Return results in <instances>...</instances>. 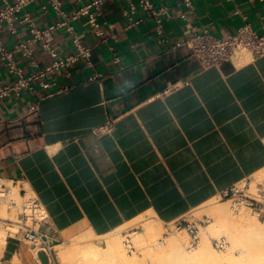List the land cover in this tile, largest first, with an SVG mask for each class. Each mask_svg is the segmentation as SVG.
I'll return each instance as SVG.
<instances>
[{"label":"crops","instance_id":"crops-1","mask_svg":"<svg viewBox=\"0 0 264 264\" xmlns=\"http://www.w3.org/2000/svg\"><path fill=\"white\" fill-rule=\"evenodd\" d=\"M60 1L72 14L95 0ZM152 2L170 8L163 33L154 19L135 24L144 18L138 5L131 11L127 0H108L99 18L105 42L97 46L102 37L87 17L73 22L93 49V69L81 59L70 77L49 75V90L0 100V178L34 192L63 244L150 221L171 224L264 172V56L204 68L185 45L204 28L220 38L246 23L261 31L264 0H195L193 12L184 0ZM25 13L40 29L63 22L50 0ZM17 27L19 36L3 34L9 49L32 37L28 23ZM54 46L62 58L75 51L66 28L55 32ZM30 48V57L16 54L26 76L52 61L41 42ZM96 73L102 77L88 82ZM0 77L16 81L1 64ZM112 121L110 133L93 131ZM3 249L0 264L43 261L9 235Z\"/></svg>","mask_w":264,"mask_h":264},{"label":"built area","instance_id":"built-area-1","mask_svg":"<svg viewBox=\"0 0 264 264\" xmlns=\"http://www.w3.org/2000/svg\"><path fill=\"white\" fill-rule=\"evenodd\" d=\"M35 1L37 0H1L0 64L6 67L9 74L16 77V81L4 84L0 80V100H5L14 94L19 96L23 90H28L35 95L37 86L49 90L51 83L46 80L49 75L63 71L70 77L73 65L81 59H86L87 65L93 69L94 65L90 60L93 49L83 43L82 36L77 34L73 24L80 18L87 17L88 25L95 28L96 34L102 37L97 46L107 40L105 37V26L107 23H100L99 18L102 16V7L108 0H95L72 14L62 9L60 0H50L51 7L61 14L63 22L46 29L38 28L30 14H23V11ZM78 1L80 3L83 2V0ZM127 1L130 2L131 11L136 10L137 5L143 10L144 18L139 19L135 24H140L146 19H154L158 25L159 33H163V17L170 11L168 6L157 7L152 0H138L137 5L133 0ZM194 1L184 0L191 12L194 10ZM228 1L233 2L235 0ZM43 9L47 10L48 7L44 5ZM125 15L128 16L129 11H126ZM19 23L29 24L32 37L25 42L19 43L15 49H9L4 43L3 34L7 30L19 36L17 27ZM63 27L73 36L75 42V51L65 58L60 56L58 49L54 46V34ZM36 42L42 43L44 50L50 55L52 61L44 69L26 76L23 68L17 63L16 54L22 52L25 56L30 57L32 55L30 45ZM185 45L190 48L192 54L204 68L220 66L224 62L244 63L249 59L264 56V23L261 31L246 23L238 28L237 32L226 38L215 36L208 28H204L201 31L194 30L193 34L186 39ZM116 62H119L118 57ZM99 77H102V75L96 73L88 82L95 81ZM54 95L51 93L46 97ZM31 111H37V107L32 108ZM114 124L115 122L112 121L104 126L95 128L93 131L99 135L107 134L114 129ZM218 199L220 201H231L236 211L248 209L258 219L264 221V181L254 183L249 181V179L245 180L241 184L223 192ZM2 207H7L9 211L15 212V219L0 217V226L4 224L7 228L16 229V232L10 231L9 236L29 242L37 258L39 253L44 254L46 262L38 258L40 264H61L58 248L63 243L58 240V232L51 222L46 207L34 192L23 184L0 178V210ZM165 228L167 230L166 235L172 232H187L189 236L188 249L194 250L199 246L200 228L198 222L189 221L186 217H183L165 225ZM125 245L130 253L136 252L130 236L127 237ZM216 247L224 251L227 249L228 244L226 240L221 239L216 242Z\"/></svg>","mask_w":264,"mask_h":264},{"label":"rangeland","instance_id":"rangeland-1","mask_svg":"<svg viewBox=\"0 0 264 264\" xmlns=\"http://www.w3.org/2000/svg\"><path fill=\"white\" fill-rule=\"evenodd\" d=\"M249 181H253L254 183L258 181H264V172L256 175L253 178H250ZM254 187V184H253ZM228 200H219L215 199L212 202L208 203L204 207L194 210L190 214L186 216V219L189 221H196L198 222L200 228V241L202 240V235L204 233H210V241L213 247L214 253L216 252L217 256L222 255H230L232 254L237 260L238 264H264V221L258 219L253 213L248 209H241L236 211L233 208V203L231 201L228 202L229 213L233 219L244 218L245 220H250V222H254L253 224V231L252 235H248L246 233L238 232V239H232V237L228 236L226 233L220 232L218 228H212L211 225L217 222L218 219L215 218L214 211L218 206H221L222 203L227 202ZM211 208V209H210ZM210 210V213H209ZM211 211H213L214 217L211 216ZM255 216V217H254ZM0 217L2 218H12L15 219V212L9 211L7 207H2L0 210ZM200 222H202L200 224ZM214 224L213 226H215ZM154 227L153 232H149L150 227ZM211 226L213 229L210 230L207 227ZM143 228V229H142ZM142 228H138L135 226V229L132 231H126V228H122L116 231L113 234H110L106 237L102 238H94L89 235H83L77 238H74L70 242L66 244H61L63 247L70 249L71 244H77L78 246V253H75L76 249L72 247H76L75 245L72 246L67 253H65L64 257H60L61 264H85L88 261V258L85 256L87 251L91 248L99 250L101 253L105 251V249L109 248V241L111 239L116 238L117 242L114 246V254L109 258L103 261V264H211L206 260L200 259H193L189 260L186 258L188 255L187 251H191V254L196 253L197 248L194 250L188 249L189 244V236L187 232H172L169 235H166V228L162 224H156L155 222H148L142 225ZM206 231H203L205 230ZM220 233L218 234V232ZM0 230L6 232V236L9 235L11 232H16V229L7 228L4 224H1ZM258 231V232H257ZM203 232V233H202ZM260 232V233H259ZM136 233V234H135ZM213 233V235H212ZM218 235H217V234ZM240 233V235H239ZM253 233L256 235L253 236ZM114 235V236H112ZM116 235V236H115ZM179 235V236H178ZM130 236L132 242L134 243V247L136 248V252L130 253L125 245L127 237ZM184 237L183 238V245L182 250L178 251H171L167 250L166 253L163 252V248L165 247L167 241L166 238L170 237ZM212 236V237H211ZM248 236V237H247ZM226 240L228 247L226 250L221 251L216 247V242L218 240ZM236 240V241H235ZM200 245V243H199ZM68 246V247H67ZM77 248V247H76ZM59 252L61 251L60 248ZM3 248H0V257L3 253ZM74 251V253H73ZM68 253L77 254L70 258ZM84 256V258H83ZM41 258L44 262H46V258L44 254H41ZM65 258V260H63ZM68 258V259H67ZM70 258V259H69ZM237 258V259H236ZM83 261H82V260ZM242 259V260H241ZM86 260V261H85ZM68 261V262H67ZM80 261V262H79ZM89 262V261H88ZM235 262L234 264H237ZM86 264H90L86 263Z\"/></svg>","mask_w":264,"mask_h":264},{"label":"bare ground","instance_id":"bare-ground-1","mask_svg":"<svg viewBox=\"0 0 264 264\" xmlns=\"http://www.w3.org/2000/svg\"><path fill=\"white\" fill-rule=\"evenodd\" d=\"M228 202L229 201L222 203L221 206H218L216 208V210L214 211V214L216 216L215 218H217L218 221L213 223V225L216 224L215 226L211 225L212 228H218V230L220 229V232L226 233L228 236L232 237V239L234 238V239H238L239 240L240 236L238 237V234H237L238 232H240L241 234L242 233H246L248 235H252V231L254 229L253 228L254 222L252 223V222H250V220H248V219L245 220L244 218L233 219L231 217L230 213H229ZM212 212L213 211H211V216L213 215ZM209 213H210V210H209ZM212 217H214V216H212ZM211 226H208L206 228L207 231H208V229L213 231ZM12 229H14V228H12ZM206 229L203 230V231H206ZM153 230H154L153 226L149 228V232H151V231L153 232ZM116 231H117V229H116ZM240 233H239V235H240ZM263 233L264 232H262V234ZM218 234H220V233L218 232ZM209 235H210V233H209ZM209 235L206 234V233H204V235H202L203 238L200 241V245H199L196 253L191 254L190 253L191 251H187L188 255L186 256V258L188 259V261L189 260H193V259H200V260H206L208 262H211V264H234L235 262H237V260H235L234 256L232 255L233 253L230 254V255L228 254L226 256L225 255L217 256L216 252L214 253V251H213V247H212ZM212 235H213V233H212ZM242 235H244V234H242ZM255 235L256 234L253 233V236H255ZM112 236H114V235H112ZM183 238L184 237H176V236L175 237L166 238L167 243H166L165 247L163 248V252L166 253L167 250H171V251L182 250L183 249L182 245H183V242L185 241V240L183 241ZM116 242H117L116 238L111 239L109 241V248L105 249V251L103 253H101L99 250H96V249H93V248L89 249L87 251V253L85 254V256L88 258V261L90 262V264H103L104 260L109 259L114 254V246L116 245ZM5 244H6V232L0 230V248H4ZM74 245L77 248L76 247H72ZM71 247L73 249L74 248L76 249L75 253H78L79 250H77L78 249L77 244H71ZM71 247H70V249H72ZM59 248L61 250L59 252V256L60 257H64L65 253H67L70 250L69 248H68V250H66L67 248L66 247L64 248L63 245H60ZM73 253H74V251H73ZM70 254L71 253L67 254V255H69L70 258H73V256L77 255V254H71V255H73V256H71ZM83 258H84V256H83ZM63 260H65V258ZM88 261L86 263H89ZM237 264H238V262H237Z\"/></svg>","mask_w":264,"mask_h":264}]
</instances>
